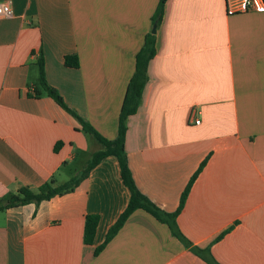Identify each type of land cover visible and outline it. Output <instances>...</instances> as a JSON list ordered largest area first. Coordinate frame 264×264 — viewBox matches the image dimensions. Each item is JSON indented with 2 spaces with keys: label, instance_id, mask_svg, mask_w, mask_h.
<instances>
[{
  "label": "crops",
  "instance_id": "crops-1",
  "mask_svg": "<svg viewBox=\"0 0 264 264\" xmlns=\"http://www.w3.org/2000/svg\"><path fill=\"white\" fill-rule=\"evenodd\" d=\"M9 1L12 15L0 18V204L22 187L68 181L102 149L37 93L40 62L65 102L116 138L160 0ZM153 34L157 53L126 149L137 186L166 212L207 159L177 217L184 239L137 209L96 253L131 197L109 155L71 191L0 209V264H264V7L228 14L226 0H167ZM88 215L99 216L92 244Z\"/></svg>",
  "mask_w": 264,
  "mask_h": 264
},
{
  "label": "trees",
  "instance_id": "trees-1",
  "mask_svg": "<svg viewBox=\"0 0 264 264\" xmlns=\"http://www.w3.org/2000/svg\"><path fill=\"white\" fill-rule=\"evenodd\" d=\"M167 0H160L156 8L155 14L153 16L154 23L160 22L163 14L164 7ZM157 53L156 49V36L153 33H148L145 35L143 45L138 51L136 56L135 71L129 80L120 113L118 118V134L114 139H107L104 137L91 123L85 120L76 110L71 108L64 100L62 95L57 89L52 87L45 74L44 62H40V77H39V90L38 94L45 92L47 95L52 97L61 107L70 112L75 116L82 125V130L86 133L92 135L97 141L102 144V149L94 152L89 160L86 162L83 169L70 178L68 181L62 184H56L54 181H49L43 184L38 190H32L29 187H22L15 195L9 198L6 202L0 204V209H5L8 207H15L24 205L30 202L40 203L43 200L51 199L52 197L63 194L68 191L73 190L79 183L85 179L91 169H93L97 164H99L105 157L109 155H114L117 157L121 169V176L125 185L129 188L131 192L130 201L121 213L117 221L110 227L105 242L96 249V253H99L106 244L118 233V231L125 224L129 216L137 209H144L153 216L157 217L159 220L166 222L171 227L173 234L184 239V236L177 224V217L181 210L183 209L187 197L191 191V188L203 170L207 163L205 159L196 172L190 178L188 184L186 185L184 191L182 192L180 203L176 211L166 212L152 202L137 186L133 172L129 165L128 153L126 149V136L128 130V119L130 116L138 112L143 91L145 85L148 81V66L150 61L155 57ZM65 63L71 67H79V58L76 55L66 56ZM99 222L98 215H88L85 221L84 230V241L87 244H92L94 241L95 233L97 230V225ZM227 230L226 232H228ZM226 232L222 233L218 239H220ZM194 251L199 252V248L193 247Z\"/></svg>",
  "mask_w": 264,
  "mask_h": 264
},
{
  "label": "built area",
  "instance_id": "built-area-1",
  "mask_svg": "<svg viewBox=\"0 0 264 264\" xmlns=\"http://www.w3.org/2000/svg\"><path fill=\"white\" fill-rule=\"evenodd\" d=\"M264 7V0H226L228 14H239ZM13 13L11 1L0 2V18L11 16Z\"/></svg>",
  "mask_w": 264,
  "mask_h": 264
},
{
  "label": "water",
  "instance_id": "water-1",
  "mask_svg": "<svg viewBox=\"0 0 264 264\" xmlns=\"http://www.w3.org/2000/svg\"><path fill=\"white\" fill-rule=\"evenodd\" d=\"M157 26H158V22H155V23L153 24L152 29H151V33H156V31H157Z\"/></svg>",
  "mask_w": 264,
  "mask_h": 264
}]
</instances>
